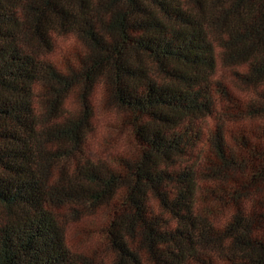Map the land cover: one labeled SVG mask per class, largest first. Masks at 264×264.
<instances>
[{"label":"trees","instance_id":"16d2710c","mask_svg":"<svg viewBox=\"0 0 264 264\" xmlns=\"http://www.w3.org/2000/svg\"><path fill=\"white\" fill-rule=\"evenodd\" d=\"M96 86L122 143L87 162ZM97 260L264 264V0H0V264Z\"/></svg>","mask_w":264,"mask_h":264},{"label":"rangeland","instance_id":"374dc122","mask_svg":"<svg viewBox=\"0 0 264 264\" xmlns=\"http://www.w3.org/2000/svg\"><path fill=\"white\" fill-rule=\"evenodd\" d=\"M70 41L68 36L58 37L54 41V53L61 51L62 47ZM71 44V43H70ZM69 44V45H70ZM218 78L222 80L223 83L227 85L230 89L237 90L239 93L243 94V87L240 86L232 77V74L224 70L222 67L218 70ZM100 97L98 86L95 87L91 102L95 107L94 118L92 120V131L87 134L85 144L82 148V161H92V159H104L108 155L118 151L121 147L122 137L119 134H107L103 130L105 122L114 121L116 117V111L110 109L109 107H97L98 99ZM66 106L69 108L74 107V103L68 101ZM76 164V161L72 157H65V159L57 160L53 168V177L56 180L58 170L61 166H64L67 174L64 177V181L61 182L65 186V180L68 179L72 167ZM64 175V174H63ZM103 210L90 212L85 210L81 206H76L75 211L71 210V207L61 208L60 212L57 211V216L63 224L66 236L68 238L69 244L76 242H81V248L86 250L87 253L91 251L98 242V237H91L88 234V229L86 224L90 221H94L96 224H100L103 221ZM94 264H98V260L94 261Z\"/></svg>","mask_w":264,"mask_h":264}]
</instances>
